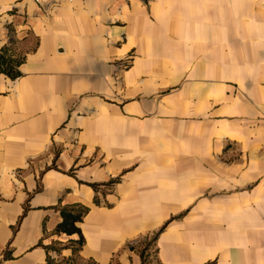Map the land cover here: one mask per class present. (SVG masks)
<instances>
[{
  "label": "crops",
  "instance_id": "1",
  "mask_svg": "<svg viewBox=\"0 0 264 264\" xmlns=\"http://www.w3.org/2000/svg\"><path fill=\"white\" fill-rule=\"evenodd\" d=\"M4 47L0 264H264V0H0Z\"/></svg>",
  "mask_w": 264,
  "mask_h": 264
},
{
  "label": "trees",
  "instance_id": "2",
  "mask_svg": "<svg viewBox=\"0 0 264 264\" xmlns=\"http://www.w3.org/2000/svg\"><path fill=\"white\" fill-rule=\"evenodd\" d=\"M21 63V60L16 58H10L9 48L4 47L0 52V73H4L11 78H17L20 76L18 67ZM100 186H93L96 191H99ZM96 204H100V201L96 199ZM57 209L60 211L63 218L62 223L57 229V234H67L73 235L79 233V228L77 223L81 222L83 218L88 214L89 208L82 205H68V206H58ZM157 236L154 237L148 244L144 245L143 249L140 251L143 264H149V258L151 257L150 251L153 250V246L156 243ZM42 246V242L39 244ZM84 246V239L81 236L78 241L72 240L69 245L65 247H70L73 250V257L69 261L63 262H54L51 258L48 259L47 264H97L92 260H85L81 256V251ZM62 246H51L48 249L55 250L60 252L63 248ZM155 253V252H154Z\"/></svg>",
  "mask_w": 264,
  "mask_h": 264
},
{
  "label": "built area",
  "instance_id": "3",
  "mask_svg": "<svg viewBox=\"0 0 264 264\" xmlns=\"http://www.w3.org/2000/svg\"><path fill=\"white\" fill-rule=\"evenodd\" d=\"M31 1H33L34 3L39 4V5H44V4H47V3H50V2H53V1H56V0H31ZM127 66H129V62H126L124 64L125 68Z\"/></svg>",
  "mask_w": 264,
  "mask_h": 264
}]
</instances>
